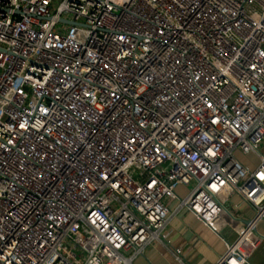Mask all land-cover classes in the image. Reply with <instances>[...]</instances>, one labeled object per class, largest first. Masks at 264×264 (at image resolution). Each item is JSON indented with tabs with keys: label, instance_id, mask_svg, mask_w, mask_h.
Returning <instances> with one entry per match:
<instances>
[{
	"label": "built area",
	"instance_id": "2783aa9c",
	"mask_svg": "<svg viewBox=\"0 0 264 264\" xmlns=\"http://www.w3.org/2000/svg\"><path fill=\"white\" fill-rule=\"evenodd\" d=\"M263 141L264 0H0V264H132L183 210L251 264Z\"/></svg>",
	"mask_w": 264,
	"mask_h": 264
},
{
	"label": "crops",
	"instance_id": "0c3cea01",
	"mask_svg": "<svg viewBox=\"0 0 264 264\" xmlns=\"http://www.w3.org/2000/svg\"><path fill=\"white\" fill-rule=\"evenodd\" d=\"M261 149L264 152V141ZM176 191L181 196L187 192L182 185L178 186ZM237 203L238 198L231 196L226 206L234 214L241 216L242 220L249 219L253 214L251 208L245 204L236 208ZM224 219L221 215L211 226H206L193 214L183 210L170 219L167 228L171 231L167 240H154L149 243L143 254L133 259L132 264H215L225 250L221 237L227 242H233L240 229V224L227 223ZM248 243L251 245L250 263L264 264V220L257 223L256 232ZM176 247L182 248L183 263L176 261L173 256Z\"/></svg>",
	"mask_w": 264,
	"mask_h": 264
},
{
	"label": "rangeland",
	"instance_id": "374dc122",
	"mask_svg": "<svg viewBox=\"0 0 264 264\" xmlns=\"http://www.w3.org/2000/svg\"><path fill=\"white\" fill-rule=\"evenodd\" d=\"M235 156L244 164V165H251V163H255L257 161L256 157L255 156H252L250 154H244V153H241V152H236L235 153ZM185 190H188L190 189L193 184L192 182L189 183L188 185H182ZM180 193V192H179ZM182 193V192H181Z\"/></svg>",
	"mask_w": 264,
	"mask_h": 264
}]
</instances>
